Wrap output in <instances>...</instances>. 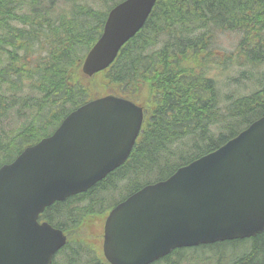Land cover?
<instances>
[{
  "label": "trees",
  "instance_id": "1",
  "mask_svg": "<svg viewBox=\"0 0 264 264\" xmlns=\"http://www.w3.org/2000/svg\"><path fill=\"white\" fill-rule=\"evenodd\" d=\"M118 1L73 3L56 13L55 0H0V165L50 134L70 110L95 95L143 100L146 110L123 164L86 192L54 202L40 215L67 236L52 264H108L101 255V233L93 239L86 228L132 192L215 150L264 114V72L258 70L264 62V0H157L114 62L84 77L83 57ZM217 31L239 34L234 58L232 52L231 58H216L212 40ZM214 59L219 65L234 61L237 67L248 66L236 68L238 78L232 79L250 80L257 89L222 99L207 75ZM9 115L12 128L2 123ZM224 244L249 250L220 252L215 264H264V230L249 239L204 247ZM185 249L152 264H180L188 255Z\"/></svg>",
  "mask_w": 264,
  "mask_h": 264
},
{
  "label": "water",
  "instance_id": "2",
  "mask_svg": "<svg viewBox=\"0 0 264 264\" xmlns=\"http://www.w3.org/2000/svg\"><path fill=\"white\" fill-rule=\"evenodd\" d=\"M156 0H123L107 14L81 72L108 67L144 24ZM141 106L114 96L70 111L47 136L0 166V264H50L62 230L38 216L120 166L139 133ZM264 230V114L217 149L147 184L104 224L111 264H150L175 248L243 239Z\"/></svg>",
  "mask_w": 264,
  "mask_h": 264
},
{
  "label": "rangeland",
  "instance_id": "3",
  "mask_svg": "<svg viewBox=\"0 0 264 264\" xmlns=\"http://www.w3.org/2000/svg\"><path fill=\"white\" fill-rule=\"evenodd\" d=\"M77 4V3H86L89 4L91 3V0H72L71 3L68 2L67 0H55V4L53 6V9H55L56 13H59L61 8H68L71 4ZM64 9V10H65ZM66 11V10H65ZM239 40V34L234 33V32H215L212 40V47L216 50V58L218 60H222L223 58H231L227 57L229 56L232 52V58L235 57L236 55V45ZM213 60V59H212ZM224 60V59H223ZM215 62H212L210 65V68L208 69L209 71L207 72V75L212 77L217 85V88L219 90V94L221 95L222 99L223 96L226 94H232L233 97H238L243 94H248L252 93L255 91L258 87V84L255 82L251 83L250 80H247L245 83L240 81L241 83H237L235 80L232 79V77L238 78V75L236 73V68L239 69V71L242 70H247L249 67H237L236 62H228L224 61L222 65H219L216 63V60L214 59ZM259 71L264 72V62L259 66L258 68ZM113 89H110L112 91ZM114 91V90H113ZM221 99V100H222ZM138 101H141L138 99ZM222 105V102L220 103ZM12 115L8 116V119L4 120L2 123H6V126L8 125V128H12ZM4 128L6 129L5 125ZM21 144V143H20ZM16 147H12L10 152L8 153L9 156L12 155L15 152ZM1 162V160H0ZM100 225H101V220H97L95 222V225L93 227H88L87 229V236L93 239H98V234L100 233ZM205 245L201 246H196V247H191V248H186L185 253L183 254L182 260L180 264H215L217 262L218 257H216L217 254L221 253H233V252H241L239 254H242V251L249 250L246 245H242V248L239 244L236 246L232 247L229 244H224L219 248H214L211 249L209 247H204ZM250 246V245H249ZM248 246V247H249ZM248 252V251H246ZM245 252V253H246ZM211 255H215L213 257H209ZM176 259V257L172 258L171 260ZM226 261V260H224ZM159 264H166V263H160ZM227 261L222 264H226Z\"/></svg>",
  "mask_w": 264,
  "mask_h": 264
}]
</instances>
